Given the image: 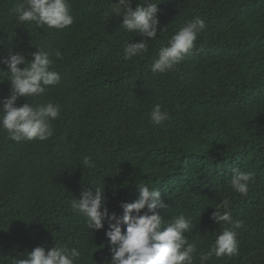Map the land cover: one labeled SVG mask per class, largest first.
<instances>
[{
  "label": "trees",
  "instance_id": "obj_1",
  "mask_svg": "<svg viewBox=\"0 0 264 264\" xmlns=\"http://www.w3.org/2000/svg\"><path fill=\"white\" fill-rule=\"evenodd\" d=\"M22 2L0 0V59L9 51L31 60L39 49L60 50L51 66L59 84L16 104L51 101L61 112L45 141L16 142L0 130V264L55 243L79 249L76 264H111L108 221L93 231L70 202L104 186L109 214L119 216L140 184L161 191L169 208L158 211L166 220L181 213L192 219L185 235L197 244L193 264L230 227L211 219L224 198L241 222L239 255H213L206 264H264V0H161L165 30L132 59L123 56L126 43L144 37L121 28L123 17L112 11L118 0H68L74 22L63 29L20 23ZM194 17L206 28L192 54L153 73L160 47ZM0 79L2 100L11 83L6 74ZM156 104L169 113L159 125L150 121ZM84 156L93 169L83 167ZM235 168L255 173L247 195L230 186Z\"/></svg>",
  "mask_w": 264,
  "mask_h": 264
},
{
  "label": "clouds",
  "instance_id": "obj_2",
  "mask_svg": "<svg viewBox=\"0 0 264 264\" xmlns=\"http://www.w3.org/2000/svg\"><path fill=\"white\" fill-rule=\"evenodd\" d=\"M161 0H143L135 8L131 0H118L112 11L122 16V27L128 32H137L144 37L138 42H128L123 49L125 59H132L147 51V42L155 39L159 29L158 18ZM20 23L35 22L38 26L63 29L73 24L74 17L68 0H23L15 9ZM206 24L200 17H194L174 33L166 46H161L158 58L151 65L153 73H166L173 70L184 58L192 54L199 34ZM62 52L52 53L39 49L28 60L24 54L9 51L0 63L7 65V71L0 69V76L7 75L11 83L10 95L0 100V130L7 132L10 139L45 141L54 135L53 121L61 112V105L53 102L34 105L24 103L17 105L19 97H37L46 92L48 86L60 82L59 72L52 69V57L61 58ZM24 65V67H21ZM4 79H0L3 81ZM169 119V113L160 104H156L150 113V121L159 125ZM83 167L93 169L95 161L84 156ZM255 173L232 170L229 181L233 191L247 195L250 184L254 182ZM139 195L134 202H122V215L109 214L104 186L96 185L82 191L80 198L71 200V208L86 219L87 227L93 231L104 228L108 221L106 237L111 244V264H193L197 253V244L189 242L186 232L192 230V219L185 214L172 216L166 220L158 211L169 208L161 191L149 184L137 185ZM165 195H168L165 192ZM211 219L217 224L230 225L223 228L216 236L207 252L199 253L200 264L215 255L216 257H234L239 255V241L236 229L241 222L233 219L230 201L224 198L214 205ZM162 225L166 227L162 229ZM39 231V230H38ZM23 255L24 258H20ZM83 253L77 248L69 249L60 243L46 250L37 246L26 251L14 260V264H76Z\"/></svg>",
  "mask_w": 264,
  "mask_h": 264
}]
</instances>
